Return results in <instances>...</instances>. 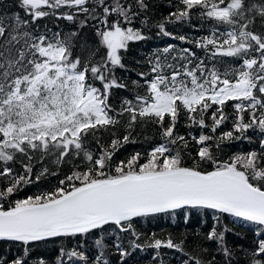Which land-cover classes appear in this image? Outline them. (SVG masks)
Masks as SVG:
<instances>
[{"label": "snow or ice", "instance_id": "1", "mask_svg": "<svg viewBox=\"0 0 264 264\" xmlns=\"http://www.w3.org/2000/svg\"><path fill=\"white\" fill-rule=\"evenodd\" d=\"M168 7L152 20L149 0H0V241L14 249L0 264H50L33 252L56 242V264H128L137 249L153 250L150 264H165L161 249L182 264H241L226 239L236 226L254 233L238 246L243 264H264V0ZM52 18L77 30L41 26ZM85 28L91 43L79 39ZM152 28L191 47L152 49L129 85L116 69L129 71L130 44ZM114 89L130 95L116 100ZM140 137L147 148L116 159ZM61 172L55 187L19 198ZM161 216L211 220L193 233L201 254L186 250L187 234L143 229ZM204 242L215 245L208 259Z\"/></svg>", "mask_w": 264, "mask_h": 264}, {"label": "trees", "instance_id": "2", "mask_svg": "<svg viewBox=\"0 0 264 264\" xmlns=\"http://www.w3.org/2000/svg\"><path fill=\"white\" fill-rule=\"evenodd\" d=\"M149 3L151 7V12L149 15L152 20H159L162 16H167L169 11L174 10L168 7L169 0H149ZM192 23L195 24L198 23V21L194 19ZM44 24H47L48 28H50L52 32H61V33H69L75 31L77 30L78 27V24H73L67 20H57L55 18L45 19L44 21L41 22V26H43ZM136 26L139 27V24H137ZM168 30L175 32L178 35L185 33L194 36L206 34L204 31L196 32L187 25L184 26L169 25ZM156 31L157 30L155 28L151 29L149 33L151 38L149 40L130 44L129 50L125 54V58L123 60V63L127 65L129 71H124L123 69H119V68L116 69V75L118 77H126L129 85L131 84V80L139 79V77L136 75V72L144 70L137 65V61H142L144 59L145 54H147L154 48H158L159 46L163 47L170 42H174L176 45H181V42L179 40H173L170 37L157 36ZM94 37H95L94 30L90 28H85L80 31V37H79L80 40H87L89 43H91ZM181 47H191V46L181 45ZM200 54L202 55V53ZM133 69L135 71H132ZM113 91L115 93L114 99L116 100H118L123 96L130 95L129 92H126L123 89H114ZM182 124H183V120H182ZM184 131L185 129L182 128L181 132L183 133ZM145 135H151V130L149 129L148 131H146ZM147 147L148 144L143 142V137H140V143L134 144V146H130V150H129L130 153H125L122 155H119L120 153H118L116 159L117 160L124 159L129 154L137 151H143ZM240 147L246 148L247 146L240 145ZM225 151L227 155L224 156V159H227L228 155H230L231 152H229L227 149H225ZM39 168L40 165H37V170H39ZM64 171H67V168H65ZM61 178H63V172H61L59 177L49 175L46 178H42V180L36 182L35 186L29 185L26 187L25 190H22L19 198H23L27 195L38 194L39 192L42 191H47L50 188L55 187L56 184L58 183V179ZM33 180H35V176H33ZM152 221L153 219L150 220V225ZM210 227H211V220H209L208 224L205 225V224H201L200 219L198 217H194L188 224H185L181 218H177L175 220L172 219L170 227L166 229H159L158 227H155V229L151 227L147 229L145 228L143 229L149 234L152 232L157 233V235L162 239L165 238L168 233H172L173 238L176 239L177 241L181 239L183 235L187 234L186 250L189 252H193V254L195 255L201 253H200V249L194 247L195 237L193 236V233H195L197 230L206 233L210 229ZM229 227H233V226L229 224ZM246 228L247 226H245V228L236 226L234 232H229L226 234L227 242L233 249H236L237 256L241 258V264H243V258H242V253L238 249V246L249 248L252 246L254 239V233L245 230ZM235 233H240V235H236ZM204 245L213 250L209 254L205 255V258L208 259L212 254H214L215 245L209 244L208 242H204ZM60 247L61 244L59 242L48 243L46 245L42 244L37 249H35L33 255L34 256L43 255L50 262V264H56V259L59 254L58 250ZM161 250H162L161 252L164 253L163 258L165 260V264H182V260L186 259V257L182 256L181 253L176 252L175 250H169V249H161ZM9 251H14L12 242L0 241V253H5ZM151 251L153 250L148 249L145 255L141 256L138 254L136 258L134 256L129 257L128 264H150L151 258L149 257L148 254ZM114 259H118V257H114ZM65 260H67V257H65Z\"/></svg>", "mask_w": 264, "mask_h": 264}, {"label": "bare ground", "instance_id": "3", "mask_svg": "<svg viewBox=\"0 0 264 264\" xmlns=\"http://www.w3.org/2000/svg\"><path fill=\"white\" fill-rule=\"evenodd\" d=\"M168 44H175L174 42H170ZM166 44V45H168ZM165 45V46H166ZM181 46V45H180ZM164 47V46H163ZM158 48H162L161 46H159ZM123 149V148H122ZM130 150V149H129ZM129 150H126V151H122L119 152L120 154L119 155H122V154H125V153H130ZM128 151V152H127ZM132 151V150H131ZM171 221H172V218L171 217H168V216H161L159 217L158 219H153L152 221V225H149L150 224V220H145L142 222V227L147 229L149 227L151 228H154L155 227H158L159 229H166V228H169L170 225H171ZM89 244H91V241H89ZM148 250V249H147ZM146 250V251H147ZM146 251H140L139 249H137L133 254L132 256H134L135 258L137 257V255H142V254H145ZM110 259L114 260V257H110Z\"/></svg>", "mask_w": 264, "mask_h": 264}, {"label": "rangeland", "instance_id": "4", "mask_svg": "<svg viewBox=\"0 0 264 264\" xmlns=\"http://www.w3.org/2000/svg\"><path fill=\"white\" fill-rule=\"evenodd\" d=\"M181 124H182V121H181ZM181 130H182V128H181ZM195 134L198 135V132L195 133ZM130 146H134V145H132V144H131V145H128V146L126 145L123 149L119 150V152L129 150V149H130ZM119 152H118V153H119ZM118 153H117V155H118ZM149 225H150V224H149ZM151 225H152V224H151ZM143 255H145V254H142L141 256H143ZM148 255H149L150 258H152L153 251H151ZM115 260H116V259H114L113 261H115Z\"/></svg>", "mask_w": 264, "mask_h": 264}]
</instances>
